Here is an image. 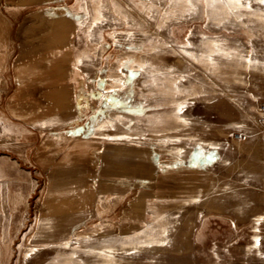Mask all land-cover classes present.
<instances>
[{
	"label": "rangeland",
	"instance_id": "374dc122",
	"mask_svg": "<svg viewBox=\"0 0 264 264\" xmlns=\"http://www.w3.org/2000/svg\"><path fill=\"white\" fill-rule=\"evenodd\" d=\"M238 2L250 7L191 0L192 12L189 0H66L65 9L43 14L48 24L68 17L72 122L120 158L123 148L147 151L158 167L148 170L143 200L132 198L126 238L95 229L54 236L37 217L42 189L29 206L23 198L37 182L21 176V189L10 191L15 201L0 194V264H264V114L256 113L264 4ZM46 104L28 107L33 119ZM50 108L53 118L62 113ZM241 200L259 212L235 209Z\"/></svg>",
	"mask_w": 264,
	"mask_h": 264
},
{
	"label": "crops",
	"instance_id": "0c3cea01",
	"mask_svg": "<svg viewBox=\"0 0 264 264\" xmlns=\"http://www.w3.org/2000/svg\"><path fill=\"white\" fill-rule=\"evenodd\" d=\"M65 2L0 0V194L3 199L6 191L9 201H15L10 191L18 192L19 178L22 176L26 182L29 176L42 191L36 188L23 201L32 206L37 190L40 191L37 217L54 236L64 238L95 229L98 233L107 232L108 238L118 234L119 238H126L131 236L134 226L132 198L143 200L142 188L150 180L148 170L157 169L158 162L147 151L130 147L123 148L120 158L116 147L83 133L72 122L68 17L64 15L62 21V15H58L49 24L43 21L45 12L61 11L66 8ZM42 26L48 30H40ZM53 76L58 80L54 79V84ZM53 86L55 93L51 91ZM70 86L75 90L73 84ZM42 102L48 106L39 108L33 119L28 107ZM51 103L62 110L54 118ZM71 104H80L76 93ZM261 105L264 100L256 104L258 115ZM1 131L12 132L1 134ZM20 131H28L29 136L35 137L24 139ZM3 135L8 140H3ZM133 183L139 186L133 187ZM135 188L140 191H133ZM255 207L256 213L259 212V205L254 206L248 200L235 201V209L243 213H250ZM121 208L119 223L115 224L117 210ZM141 217L142 213L138 219ZM112 263L115 262L109 259L108 264Z\"/></svg>",
	"mask_w": 264,
	"mask_h": 264
},
{
	"label": "snow or ice",
	"instance_id": "6c2138e0",
	"mask_svg": "<svg viewBox=\"0 0 264 264\" xmlns=\"http://www.w3.org/2000/svg\"><path fill=\"white\" fill-rule=\"evenodd\" d=\"M258 2L261 3V4H264V0H258ZM189 7H190V9H191L192 12H195L197 5L192 4L191 3V0H189ZM242 7H250V5H242L237 0V3L235 4V8L236 9H239V8H242Z\"/></svg>",
	"mask_w": 264,
	"mask_h": 264
},
{
	"label": "built area",
	"instance_id": "2783aa9c",
	"mask_svg": "<svg viewBox=\"0 0 264 264\" xmlns=\"http://www.w3.org/2000/svg\"><path fill=\"white\" fill-rule=\"evenodd\" d=\"M260 110H261V113L264 114V105H261L260 106ZM234 140L238 141L240 140V136L238 134H236L234 137H233Z\"/></svg>",
	"mask_w": 264,
	"mask_h": 264
},
{
	"label": "flooded vegetation",
	"instance_id": "af4514ba",
	"mask_svg": "<svg viewBox=\"0 0 264 264\" xmlns=\"http://www.w3.org/2000/svg\"><path fill=\"white\" fill-rule=\"evenodd\" d=\"M233 229V228H232Z\"/></svg>",
	"mask_w": 264,
	"mask_h": 264
}]
</instances>
